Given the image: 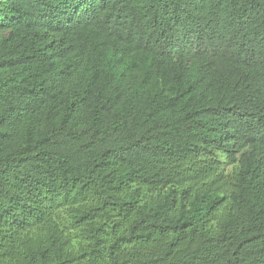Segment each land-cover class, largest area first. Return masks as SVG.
<instances>
[{
	"label": "trees",
	"instance_id": "trees-1",
	"mask_svg": "<svg viewBox=\"0 0 264 264\" xmlns=\"http://www.w3.org/2000/svg\"><path fill=\"white\" fill-rule=\"evenodd\" d=\"M0 264H264V0H0Z\"/></svg>",
	"mask_w": 264,
	"mask_h": 264
}]
</instances>
